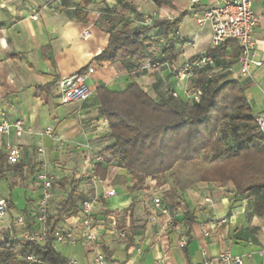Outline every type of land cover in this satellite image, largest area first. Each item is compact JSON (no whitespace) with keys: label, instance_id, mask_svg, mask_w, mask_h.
Masks as SVG:
<instances>
[{"label":"crops","instance_id":"crops-1","mask_svg":"<svg viewBox=\"0 0 264 264\" xmlns=\"http://www.w3.org/2000/svg\"><path fill=\"white\" fill-rule=\"evenodd\" d=\"M214 2L202 0L193 11L190 0H172V6L162 7L152 0H0V123L20 119L26 125L21 138L16 137L14 130L9 136L0 137V158H7L8 142L20 148L18 165L23 166L22 172L17 171V165L6 161L4 176L0 177V200H6L10 209L8 216L0 220V245L9 236L5 228L18 216L33 221L40 196V186L35 181L37 172L47 169L57 178L53 210L70 192L69 186L59 187V181L65 178L78 179L84 200L94 196L88 158L99 157L101 167L107 170L106 180L98 185L99 193L116 191V196L95 204L99 242L107 264H206L226 249L242 264H264V190L239 196L233 193L230 182L195 183L178 191L171 219L160 217L154 224L150 221L153 194H160L163 202L169 204L164 194L174 188L170 173L160 180L162 184L149 179L142 189L130 192L131 176L112 154L104 152L114 141L99 109L98 89L123 92L136 83L157 102L184 109L192 79L181 78L176 72L197 53L211 50V28L199 26L195 12H202ZM263 5L259 0L253 6L260 15L254 33L256 57L263 65L254 67L250 78L242 79L254 116L264 112ZM152 13H157L158 19L187 14L176 31L186 42L174 34L176 60L156 71L140 68L133 72L121 63H93L109 46V30L118 29L121 22L138 25ZM35 15L38 20H33ZM157 32L153 28L147 30L149 35ZM85 33L89 37L84 38ZM224 47V60L236 62L234 67L238 69L237 42ZM86 69H93V73H86L92 97L84 103L62 104L60 80ZM174 93L178 96L174 97ZM49 127H54L55 139L45 135ZM186 208L192 224L185 221ZM71 218H64L60 226H70ZM111 219L119 226H128L126 240H114L106 229L104 225H110ZM174 225H179L180 230L174 231ZM74 228L77 245L57 244L56 250L77 264H97L82 238L81 228ZM21 237L20 234L18 238ZM183 238L187 239L186 250L179 246Z\"/></svg>","mask_w":264,"mask_h":264},{"label":"trees","instance_id":"trees-1","mask_svg":"<svg viewBox=\"0 0 264 264\" xmlns=\"http://www.w3.org/2000/svg\"><path fill=\"white\" fill-rule=\"evenodd\" d=\"M152 1L157 7L172 6V0ZM186 15L156 19L149 27L121 22L118 29L109 30V46L93 63H121L133 72L149 61L165 64L176 60L174 34ZM148 28L158 32L149 35ZM229 42L234 41H226L218 49L209 51L215 59L214 66L193 70L189 90H200L201 94L198 100L187 97V105L182 110L157 102L136 83L123 92L98 89L99 109L108 121L114 141L104 152L112 154L131 176L130 192L142 189L149 179L160 182L170 173L174 188L167 192L166 199L173 212L178 191L195 183L230 182L233 193L239 196L264 190V136L256 128V116L242 79L213 74L221 66L236 64L224 60V46ZM194 60L195 57L189 62ZM88 70L80 73L86 74ZM6 161L1 156L0 177L4 176ZM101 166V163L96 166V174L106 180L107 170ZM16 167L17 171H23V166ZM78 183L76 177L59 181V187L69 186L70 192L53 210L52 201L51 233L64 218L78 214L85 199ZM36 213L37 208L32 218L35 219ZM184 213L185 221L192 224L188 208ZM15 232V235L8 233L0 245V264H28L24 260L28 256H35L46 264H68V259L56 250L53 238L39 244L18 238L20 234L16 229Z\"/></svg>","mask_w":264,"mask_h":264},{"label":"built area","instance_id":"built-area-1","mask_svg":"<svg viewBox=\"0 0 264 264\" xmlns=\"http://www.w3.org/2000/svg\"><path fill=\"white\" fill-rule=\"evenodd\" d=\"M49 2L50 0H46ZM259 0H215L214 4L205 7L202 12H195L196 22L199 26L203 27L208 25L212 31V50H216L221 45L229 40L236 41L240 54L238 57V69L234 66L225 67L221 66L213 71V74L221 73L227 74L230 78L246 79L250 78L253 73L254 67H261L263 63L257 60L256 57V41L254 38L255 30L260 21L253 6ZM264 4V0H261ZM202 0H190L192 10L201 4ZM264 10V5H263ZM158 19L157 13H152L143 17L141 24L149 27L152 26L154 20ZM33 20H38L35 15ZM181 42H186V39L179 33L175 34ZM84 38L89 37V33H85ZM190 45L196 48L194 43ZM195 60L190 63L187 62L182 69L177 73L181 78H191L194 69H203L215 65V59L210 52L197 53ZM165 64L159 62H147L142 69L156 71L162 68ZM93 73V69L88 71V74ZM88 74H81L80 72L72 76L64 77L59 82V89L61 95V103L69 104L72 102L84 103L89 100L93 91L87 85L86 80ZM187 97L198 100L200 97V90H187ZM174 97L178 95L173 94ZM256 128L264 136V112L256 116ZM14 130L17 138L23 137L26 133V125L23 120H8L5 119L0 123V137L9 136L11 131ZM54 127H49L45 131V135L55 139ZM5 152L7 161L10 165H17L21 158V150L18 146L6 143ZM43 153V150L39 151ZM102 162L99 157L88 158V176L91 180L95 194L94 196L84 200L80 206L79 212L73 215L70 219L73 223L68 227H56L51 233V226L49 222L51 214V205L54 199V187L57 183L55 175L51 174L47 169H42L35 174V181L40 186V196L38 199L37 213L35 219L30 221L25 216H18L14 222L9 223L5 228L6 232L15 235V227L17 231L24 238L30 242H37L44 244L53 238V244L77 245L78 238L76 236L75 226L81 228L82 238L89 247V251L94 254L97 264H107L106 255L101 250L98 234V216L95 212V204L99 200H108L116 196L114 189L99 193L98 185L101 179L96 174V166ZM153 214L150 217L152 223H157L160 217L170 218L171 211L168 206L163 202L162 196L158 193L153 194L152 198ZM9 204L6 200H0V220L4 219L9 214ZM226 221H222L225 223ZM109 229L113 235L114 240L123 241L128 238V226H119L115 219H111L110 225H104ZM174 231H179L180 226H172ZM208 236L209 234L206 233ZM179 246L184 249L187 246V239L183 238ZM264 254V253H263ZM28 264H46L41 259L35 256H28L24 258ZM68 264H77L74 259H68ZM154 264H161L156 262ZM206 264H242L239 257L232 255L230 249H226L219 254L215 259L209 260Z\"/></svg>","mask_w":264,"mask_h":264},{"label":"rangeland","instance_id":"rangeland-1","mask_svg":"<svg viewBox=\"0 0 264 264\" xmlns=\"http://www.w3.org/2000/svg\"><path fill=\"white\" fill-rule=\"evenodd\" d=\"M192 25H193V23H192ZM56 162L58 163V162H60V161H56ZM170 176H171V175H170ZM171 177H172V176H171ZM160 184H162L161 181H160ZM166 194H167V193L164 194V197H166ZM147 196H149V194H148ZM15 234H17V233L15 232ZM59 248H61V247H59Z\"/></svg>","mask_w":264,"mask_h":264}]
</instances>
